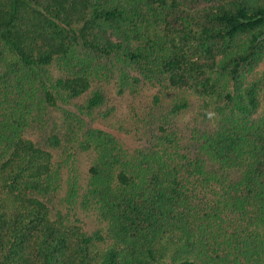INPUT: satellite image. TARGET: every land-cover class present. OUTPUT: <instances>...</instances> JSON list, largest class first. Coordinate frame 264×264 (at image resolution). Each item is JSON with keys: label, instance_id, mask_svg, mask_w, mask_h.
Instances as JSON below:
<instances>
[{"label": "trees", "instance_id": "obj_1", "mask_svg": "<svg viewBox=\"0 0 264 264\" xmlns=\"http://www.w3.org/2000/svg\"><path fill=\"white\" fill-rule=\"evenodd\" d=\"M112 87L145 145L86 123ZM84 154L92 230L51 206ZM0 264H264V0H0Z\"/></svg>", "mask_w": 264, "mask_h": 264}, {"label": "rangeland", "instance_id": "obj_2", "mask_svg": "<svg viewBox=\"0 0 264 264\" xmlns=\"http://www.w3.org/2000/svg\"><path fill=\"white\" fill-rule=\"evenodd\" d=\"M109 96L110 101L108 105H115L117 107L112 117L105 119L101 114H95L92 118L86 117V123L112 132L126 148L134 149L145 145L149 139L147 129L149 128V122H151L152 119L147 115L146 110L148 106L152 104V101H150L149 98L147 99L143 96H133L129 93L122 96L117 95L115 94V89L113 87L112 93L110 91ZM135 104L139 107L137 112L131 110ZM59 105L60 107L51 109L50 116L46 123L47 125L44 127L45 133H43V139L48 135L54 126H56V131L67 126L64 122V117L62 116L61 107H64L69 112L78 111V108L75 105H65L60 103ZM195 116V112L188 111L184 114V122H179L183 130H187V133L184 135L188 138L191 137L189 133L191 130L189 129H191V126L194 125L193 118ZM141 128V132L134 131V129L141 130ZM41 135V129L39 131V128H36L32 137L40 141ZM84 155L86 156L81 157L82 163L78 166V168H76V170H73V167L71 166L63 164L64 168L60 174V188L58 192L51 195V206L54 211L59 210L62 214H66V216L73 221H81L85 224L84 226H86L87 229L92 230L104 226L103 223H100L96 210L91 207L84 208L80 201L70 203L66 200L68 183L72 178H76L79 185V195H81L83 186L85 185V181L87 179L89 166V157L87 154Z\"/></svg>", "mask_w": 264, "mask_h": 264}]
</instances>
